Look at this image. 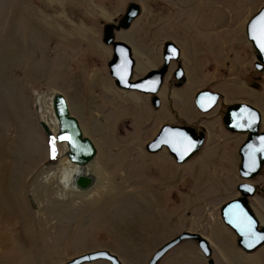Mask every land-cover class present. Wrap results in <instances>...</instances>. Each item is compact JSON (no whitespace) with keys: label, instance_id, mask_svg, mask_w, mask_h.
I'll return each mask as SVG.
<instances>
[{"label":"rangeland","instance_id":"rangeland-1","mask_svg":"<svg viewBox=\"0 0 264 264\" xmlns=\"http://www.w3.org/2000/svg\"><path fill=\"white\" fill-rule=\"evenodd\" d=\"M130 2L141 6V14L115 39L131 47L133 79L162 64L165 41L180 50L185 83L172 86L171 62L158 108L149 95L117 89L108 73L111 48L101 42L102 26ZM263 5L264 0H0V227L4 223L14 246L0 264H64L96 250H108L121 264H147L184 231L208 240L214 264H264V246L242 253L219 216L242 181L237 152L245 137L225 130L224 106H255L264 131V80L254 70L244 34ZM202 89L221 95L207 114L194 105ZM54 93L65 98L95 147L93 159H100L105 184L82 196L62 191L58 179L43 180L67 158L65 144L57 143L56 157L50 155L38 120L37 108L43 121L53 119ZM182 122H197L205 132L192 159L179 165L165 149L145 151L160 126ZM50 130L54 134L57 127L51 124ZM261 192L252 202L264 225ZM193 248L195 242L184 241L159 264H207Z\"/></svg>","mask_w":264,"mask_h":264},{"label":"water","instance_id":"water-1","mask_svg":"<svg viewBox=\"0 0 264 264\" xmlns=\"http://www.w3.org/2000/svg\"><path fill=\"white\" fill-rule=\"evenodd\" d=\"M141 14V6L135 2L127 4L125 11L117 19L112 22L106 23L102 26L101 42L111 48V56L107 63L108 73L113 79L114 86L123 91H135L140 94L149 95L151 97L150 103L154 108L160 106V100L157 97V93L163 84L164 77L167 74L169 64L175 62L176 68L172 72V86L180 88L185 83L184 70L181 67L179 60L180 50L171 41H165L162 46V64L157 69H152L145 73L144 76L133 79V68L135 60L132 57L131 47L125 42L115 39V33L120 30H126L130 27L131 23L139 17ZM264 15V5L261 6L247 21L244 29V34L247 42L250 44L254 53V70L263 76L264 80V50L259 47L258 41L253 39L254 35H258L261 16ZM175 50V51H173ZM125 61H128V66L125 69L123 66ZM121 77L123 79H121ZM155 85L156 91L151 92L146 90L152 82H157ZM135 85H143V88H137ZM52 108L54 116L58 122L57 133L51 137L58 136L60 134H68L74 137V143L76 145L73 148L72 145L66 142L58 141V144H65L67 153L66 156L73 162L83 164L91 161L95 155V148L91 140L84 137L77 119L69 114L68 107L65 98L60 93H54L52 96ZM221 95L217 92H213L209 89L199 90L194 97V105L197 110L202 114L209 113L217 104ZM200 103L205 105L211 104V107L204 111L200 108ZM249 112L256 114L255 123L252 127H245L239 129L233 125L236 122L244 123L245 118L249 116ZM235 116V119H234ZM222 124L228 132L232 134H245L246 139L239 148V163H238V175L244 181L239 184L237 190L239 197L229 200L222 204L219 209L220 219L225 227L230 229L236 237V245L246 254H252L254 251L264 246V240L252 241L250 237L243 235L240 230L229 220L232 218L230 210L232 206L238 204L240 208L247 213L249 217L255 222V231L258 235H264V225L259 222L252 207L249 204V198L254 195V187L249 183L256 180V177L261 174L264 167V153H255V165L252 163L250 157L249 145L258 146L260 137H264V131H261V112L254 106L247 103H234L224 106V110L221 113ZM197 122L192 124H164L160 126L158 132L152 140L148 141L144 148L148 154H157L161 150L165 149L168 155L175 161L176 164H183L192 159L201 150L205 141L204 130L198 129ZM174 129L185 133L195 141L196 146L184 159H180V154L183 148L180 145H170L161 143V137L164 136V129ZM173 147L177 150L173 151ZM254 168V170H253ZM247 173V174H245ZM78 184L87 187L90 182L87 178H81L78 180ZM251 188V191L248 190ZM184 241L195 242L200 253L206 260L207 264H214L212 259L211 246L206 238L198 233L184 231L163 243L150 257L147 264H159L162 258L173 248L178 246ZM253 243V247H249V243ZM95 261H105L109 264H121L119 258L108 250H96L90 251L72 259L66 261L64 264H86Z\"/></svg>","mask_w":264,"mask_h":264},{"label":"snow or ice","instance_id":"snow-or-ice-1","mask_svg":"<svg viewBox=\"0 0 264 264\" xmlns=\"http://www.w3.org/2000/svg\"><path fill=\"white\" fill-rule=\"evenodd\" d=\"M253 39L258 41L259 47L264 50V15L261 16V25L259 29L258 35H254ZM175 51V50H173ZM128 66V61H125L124 68L126 69ZM121 79H123L121 77ZM157 82H152L146 90L155 92L156 87L153 86ZM137 88H143V85H135ZM200 108L204 111H207L210 107L211 104L205 105L204 103H200ZM235 119V116H234ZM256 119V114L253 112H249V116L245 118L244 123L236 122L233 126L239 129H243L245 127H252L253 123H255ZM66 142L70 145L73 146V148L76 147L74 143V137L68 134H60L55 137H51L48 140V145H49V152L50 155L55 158L57 155V142ZM161 143L164 144H170V145H180L183 148V151L180 154V159L183 160L184 156L187 155L188 152H190L193 148H195L196 143L194 140L191 139V137L187 136L185 133L180 132L178 130L174 129H164V136L161 137ZM250 151V157L252 158V163L255 165V159L254 155L255 153H264V137H260L259 140V145L258 146H253L249 145L248 146ZM177 149L173 147V151H176ZM254 170V168H253ZM247 174V173H245ZM249 191H251V188H248ZM230 215L231 219L229 220V223L234 224L240 232L245 235L250 237L252 241H259V240H264V235H258L255 231V222L245 213L238 204H235L232 206V209L230 210ZM249 247H253V243H249Z\"/></svg>","mask_w":264,"mask_h":264},{"label":"bare ground","instance_id":"bare-ground-1","mask_svg":"<svg viewBox=\"0 0 264 264\" xmlns=\"http://www.w3.org/2000/svg\"><path fill=\"white\" fill-rule=\"evenodd\" d=\"M141 63L142 62L138 63L139 67L143 68L144 65H142ZM144 64L147 65L148 63L145 62ZM52 98H51V102H52ZM239 103H242V102H239ZM52 115H53V119L51 121H50V119H48V122H47L48 129L50 128L51 124H54V127H57V129H58L57 121H56V118H55L54 113H53V108H52ZM49 123H50V125H49ZM260 123H261V121H260ZM99 166H100L99 157L97 159H92L91 161L83 163V164L75 163V162L71 161L67 157L66 159H63V160L60 161V163L58 165V170L56 171V174L58 173L57 177H56V175L55 176H51L49 178L48 182L50 184L53 180L58 179L57 184H58V186L60 187V189L62 191H64L65 193L71 191L74 194H78V195L82 196L83 193H85L86 190L91 188L93 185H97V184L100 185L101 183L105 184L104 181H103L104 176H103L102 170L99 169ZM63 168H75L77 170V172H78V175L75 177V179L73 181L75 187L69 188L68 190H65L63 188V186L59 183V173H60V170L63 169ZM81 178L89 179L90 184L87 187L81 186L80 184H78V180L81 179ZM106 187H107V185H106ZM1 224L3 226L0 227V257H2V255H5L6 251H9V250L12 251L13 247H14L13 243L10 240V237L8 235H6L5 232L3 231V229L5 227L4 223H1ZM12 240H14V239H12Z\"/></svg>","mask_w":264,"mask_h":264},{"label":"clouds","instance_id":"clouds-1","mask_svg":"<svg viewBox=\"0 0 264 264\" xmlns=\"http://www.w3.org/2000/svg\"><path fill=\"white\" fill-rule=\"evenodd\" d=\"M55 175H57L55 172H50L47 175H44L43 176L44 182L47 183L49 178ZM77 175H78V172L75 168H63L60 170V173H59V183L63 186L65 190L75 187L73 181ZM57 197L60 199H63L65 198V195L64 193L58 192Z\"/></svg>","mask_w":264,"mask_h":264},{"label":"flooded vegetation","instance_id":"flooded-vegetation-1","mask_svg":"<svg viewBox=\"0 0 264 264\" xmlns=\"http://www.w3.org/2000/svg\"><path fill=\"white\" fill-rule=\"evenodd\" d=\"M243 103H245V102H243ZM247 104H249V103H247ZM251 105V104H250ZM253 106V105H252ZM255 107V106H254ZM200 129V128H199ZM261 131H263V129H262V126H261ZM245 137H244V140H243V143H244V141H245V139H246V135H244ZM242 143V144H243ZM241 144V145H242ZM241 145H240V147H241ZM239 147V148H240ZM239 148H238V152H237V155H238V158H239ZM258 178H262L263 179V183L262 184H259L257 181H253L252 183L251 182H249L253 187H254V195H253V197H251V198H249V204H250V206L252 207V209H253V211H254V207H253V199H254V197L256 196V194L258 195L260 192L258 191V190H263L262 192H261V196L262 197H264L263 195H264V187H263V185H264V167H263V169H262V172H261V174L260 175H258L257 177H256V179H258ZM244 181L242 180L241 182H239V183H237L236 184V186H235V188H236V191H237V196H235V197H233V198H231V199H229V200H232V199H235V198H237V197H239V192H238V190H237V187L239 186V184H241V183H243ZM260 187V188H259ZM263 187V188H262ZM228 200V201H229ZM262 201H264V198H263V200ZM256 213V212H255Z\"/></svg>","mask_w":264,"mask_h":264},{"label":"crops","instance_id":"crops-1","mask_svg":"<svg viewBox=\"0 0 264 264\" xmlns=\"http://www.w3.org/2000/svg\"><path fill=\"white\" fill-rule=\"evenodd\" d=\"M232 237V236H231ZM233 240H234V244H236V239H235V237L233 236V238H232ZM237 246V245H236ZM238 248V247H237ZM239 249V248H238ZM240 250V249H239ZM192 253H196L198 256H201L202 254L200 253V251H199V249L197 248V250H195L194 248H193V250L191 249L190 250ZM240 251H242V250H240ZM242 253H244L243 251H242ZM246 254V253H245ZM221 256H222V253L220 254ZM223 257V256H222ZM200 258V257H199ZM191 262V261H190ZM198 262H200L201 263V258L198 260Z\"/></svg>","mask_w":264,"mask_h":264},{"label":"built area","instance_id":"built-area-1","mask_svg":"<svg viewBox=\"0 0 264 264\" xmlns=\"http://www.w3.org/2000/svg\"><path fill=\"white\" fill-rule=\"evenodd\" d=\"M38 112H39L40 119L43 120L42 117H41V114H40V112H41V108H38ZM44 122H45V121H44ZM45 123L47 124V122H45Z\"/></svg>","mask_w":264,"mask_h":264}]
</instances>
